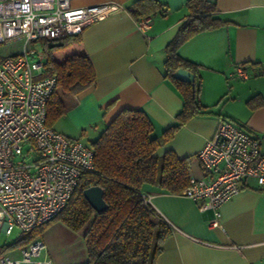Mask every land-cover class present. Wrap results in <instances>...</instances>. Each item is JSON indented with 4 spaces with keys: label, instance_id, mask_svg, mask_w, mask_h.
Here are the masks:
<instances>
[{
    "label": "crops",
    "instance_id": "crops-1",
    "mask_svg": "<svg viewBox=\"0 0 264 264\" xmlns=\"http://www.w3.org/2000/svg\"><path fill=\"white\" fill-rule=\"evenodd\" d=\"M135 0H77L85 6L113 2L119 7L92 22L79 35L72 51L84 50L94 68L96 81L81 92L64 98L76 130L90 143L122 109L143 110L154 125V137L172 126L183 106L180 93L164 76L167 44L186 18L187 0H157L149 17L151 25L141 30L132 14ZM225 21L203 30L178 46L180 57L198 64L199 98L203 113L177 127L161 140L155 155L173 150L190 159V176L205 177L196 158L203 144L215 135L220 118L231 119L258 138L264 151V0H209ZM246 78L234 75L236 65ZM64 134L78 137V131ZM82 134V133H81ZM149 204L175 226L163 242L156 264H264V187L245 179L240 191L221 207L220 225L210 227L211 210L200 211L197 202L156 185H144ZM61 221L43 230L46 243L42 256L55 264L88 261L84 234Z\"/></svg>",
    "mask_w": 264,
    "mask_h": 264
},
{
    "label": "built area",
    "instance_id": "built-area-1",
    "mask_svg": "<svg viewBox=\"0 0 264 264\" xmlns=\"http://www.w3.org/2000/svg\"><path fill=\"white\" fill-rule=\"evenodd\" d=\"M75 1L0 0V43L17 36L25 40L19 54L0 61V232L6 235L13 227L29 232L52 221L82 174L94 169L90 145L46 123L48 100L58 85L54 75H43L44 53L33 45L40 39L81 34L119 7L113 2L78 6ZM149 20L135 21L146 30ZM234 75L247 77L241 64ZM215 132L196 156L206 176H190L181 191L200 211L211 210L213 228L220 225L221 206L240 191L245 179L264 187V151L258 138L226 118H220ZM146 196L142 198L149 204ZM46 247L40 237L34 238L0 255V264H55L42 256ZM15 252L19 256L10 254Z\"/></svg>",
    "mask_w": 264,
    "mask_h": 264
},
{
    "label": "trees",
    "instance_id": "trees-1",
    "mask_svg": "<svg viewBox=\"0 0 264 264\" xmlns=\"http://www.w3.org/2000/svg\"><path fill=\"white\" fill-rule=\"evenodd\" d=\"M160 7L157 0H135L129 8L137 20L148 17ZM186 7L188 14L167 44L164 62V76L183 99L175 123L163 130L161 137H154L151 134L154 125L143 110L122 109L90 143L94 151V169L82 174L58 216L32 231L21 232L16 242L0 247V255L40 237L47 226L61 221L74 231L86 228L83 238L88 261L84 264H156L171 228L150 204L145 203L142 188L147 184L156 185L169 193L181 194L190 177V159L179 158L173 150L158 156L154 153L161 140L169 139L177 127L206 109L198 94L200 82L196 68L199 65L180 57L177 49L194 34L225 23L216 14L214 2L187 0ZM79 35L36 41L44 53L43 75H54L59 88L48 100V126L65 113L64 98L81 92L96 81L94 68L84 50L71 52L63 59L54 56V51L79 43ZM177 68H185L194 74V86L173 76ZM92 185L103 190L107 205L104 211L96 212L85 200L83 190Z\"/></svg>",
    "mask_w": 264,
    "mask_h": 264
},
{
    "label": "rangeland",
    "instance_id": "rangeland-1",
    "mask_svg": "<svg viewBox=\"0 0 264 264\" xmlns=\"http://www.w3.org/2000/svg\"><path fill=\"white\" fill-rule=\"evenodd\" d=\"M22 38L23 37H21V36H17V37L10 38V39L5 40L4 42L0 43V61L5 57L17 55L21 52V50H23L25 40ZM33 45L38 47L35 43ZM73 45H71L67 48H64V49H60L58 51L57 50L54 51V56L57 59H61V58L63 59V57L65 55L73 52L71 49V47ZM57 90L59 91V88ZM66 110H68V107ZM51 126L55 130H57L61 133L67 134V135H68V133L66 131L68 129L73 130V131H78L77 135H78V137H80L79 139H81L83 142H87V143H89L88 141L91 138L90 136L92 135L91 129H89L88 135L83 134V132H81V130H79V129L76 130L74 128L76 126H74V122L72 121L71 116L68 113H66V111L62 116L57 118L53 122V125H51ZM12 229L13 230H12L11 234H9V235H6L4 232H0V247L8 246V245L16 242V240L20 239V235H21L20 228L13 227ZM8 252H10V251L8 250ZM17 253L18 252L10 253V254L14 257H17V256H19V254H17Z\"/></svg>",
    "mask_w": 264,
    "mask_h": 264
},
{
    "label": "water",
    "instance_id": "water-1",
    "mask_svg": "<svg viewBox=\"0 0 264 264\" xmlns=\"http://www.w3.org/2000/svg\"><path fill=\"white\" fill-rule=\"evenodd\" d=\"M173 76L177 79L183 80L185 82H191L192 86H194L195 76L189 70L185 68H177V70L173 73ZM83 195L85 200L91 205V207L96 212H101L106 209V202L103 200V190L98 185L88 186L83 190Z\"/></svg>",
    "mask_w": 264,
    "mask_h": 264
}]
</instances>
